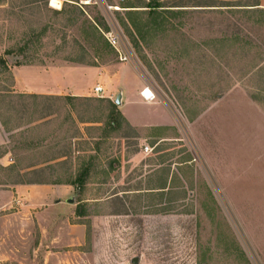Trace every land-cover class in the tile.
<instances>
[{"label":"rangeland","instance_id":"obj_1","mask_svg":"<svg viewBox=\"0 0 264 264\" xmlns=\"http://www.w3.org/2000/svg\"><path fill=\"white\" fill-rule=\"evenodd\" d=\"M57 1L0 0V264H264V0ZM119 75L171 125L131 127Z\"/></svg>","mask_w":264,"mask_h":264},{"label":"crops","instance_id":"obj_2","mask_svg":"<svg viewBox=\"0 0 264 264\" xmlns=\"http://www.w3.org/2000/svg\"><path fill=\"white\" fill-rule=\"evenodd\" d=\"M261 5H263L261 3ZM82 69V68H81ZM82 71L88 72L94 76L95 80L99 79L100 76V70L99 69H82ZM126 73V72H124ZM123 73V74H124ZM128 75H134L132 73V70H127ZM40 75V74H39ZM42 75H40L41 77ZM95 82V81H94ZM39 87V86H38ZM97 87L95 84L94 86L89 87L87 90H71L70 93L74 97L78 98H85L89 97V93L91 90H94V88ZM101 87V86H100ZM150 89V87H146L143 85V83L135 78L134 85L132 86L131 83L128 80H124L123 75H119V90L123 93V106H122V114L126 118L127 122L131 125L133 128H144V127H163L167 125H171L169 122V119L162 114V112H158L155 108H153V105L156 102L149 103L146 102L145 99L142 96V92L146 89ZM39 92L37 93H42L43 95H53L50 86L45 87L43 86L42 88H38ZM60 89V88H59ZM103 89V88H102ZM151 90V89H150ZM104 91V90H103ZM27 92H33V90H27ZM139 104L141 106L147 107V109L150 111L151 117L148 120H140L137 116L131 117V113L127 112V108L131 107L133 105ZM169 123V124H168Z\"/></svg>","mask_w":264,"mask_h":264},{"label":"trees","instance_id":"obj_3","mask_svg":"<svg viewBox=\"0 0 264 264\" xmlns=\"http://www.w3.org/2000/svg\"><path fill=\"white\" fill-rule=\"evenodd\" d=\"M206 3V2H205ZM217 1L216 0H208V2L206 3L205 7H218L216 6ZM260 0H257L254 4H250L247 2H243V1H239L237 2V5H226V4H222L221 7H253V8H260ZM220 7V6H219ZM147 8H149L150 12H153V14H155L156 12H159L161 8H163V6L160 4V2L158 0H153L149 6H147ZM131 25L132 27L140 32L142 31V29H140V27L142 26V24H140V22L138 21L137 23L131 19ZM145 26H143L142 28H144ZM13 51H6L5 55H11L13 54ZM17 67H21V66H26L25 62H17L16 64ZM9 72V65L7 60L4 58V56H0V75H5L6 73ZM25 95H20V97H24ZM26 97L29 98H36V96L34 95H26ZM88 99V98H86ZM88 175V172L85 171L82 173V175L79 177V179L77 180V183H71V185L75 186L78 189H81L79 187H82L84 185V179L85 177ZM44 182H36V183H32V184H43ZM80 191V190H79Z\"/></svg>","mask_w":264,"mask_h":264},{"label":"built area","instance_id":"obj_4","mask_svg":"<svg viewBox=\"0 0 264 264\" xmlns=\"http://www.w3.org/2000/svg\"><path fill=\"white\" fill-rule=\"evenodd\" d=\"M77 2H79V5H85V6L96 4L95 0H77ZM58 9H60V7H58ZM103 35H104L107 43L116 52L120 62L121 63H129L131 61L132 56H131V53L129 52V50L123 46L121 35L116 31L103 32ZM94 92L100 96L101 94H103L104 91H103L102 87L97 86L94 88ZM142 96L146 102H149V103L157 102V97H156V94L154 92L152 93V95L150 97H148L145 95V90H144L142 92ZM148 150L149 149L146 148V151H148Z\"/></svg>","mask_w":264,"mask_h":264},{"label":"water","instance_id":"obj_5","mask_svg":"<svg viewBox=\"0 0 264 264\" xmlns=\"http://www.w3.org/2000/svg\"><path fill=\"white\" fill-rule=\"evenodd\" d=\"M115 104L119 107H122L123 106V93L120 92L116 99H115ZM69 204H73L74 203V200L70 199L67 201ZM140 262V258L139 257H136V258H133L132 261H131V264H139Z\"/></svg>","mask_w":264,"mask_h":264},{"label":"bare ground","instance_id":"obj_6","mask_svg":"<svg viewBox=\"0 0 264 264\" xmlns=\"http://www.w3.org/2000/svg\"><path fill=\"white\" fill-rule=\"evenodd\" d=\"M59 2L57 1V0H52V2H51V7H53V8H58L59 7ZM152 90H150V89H145V95L146 96H148V97H150L151 95H152Z\"/></svg>","mask_w":264,"mask_h":264}]
</instances>
